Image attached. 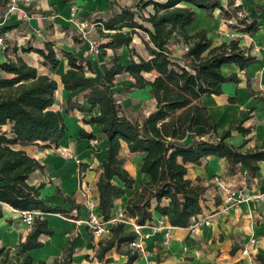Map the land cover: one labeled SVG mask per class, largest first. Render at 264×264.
<instances>
[{
	"label": "trees",
	"instance_id": "1",
	"mask_svg": "<svg viewBox=\"0 0 264 264\" xmlns=\"http://www.w3.org/2000/svg\"><path fill=\"white\" fill-rule=\"evenodd\" d=\"M235 1L225 0L223 4L222 0H137L133 6L116 8H112L115 3L110 2V13L95 15L91 20L102 39L98 44L100 54L105 56L107 50L113 52L98 80L88 75L95 73L91 61L75 52L62 49L55 52L49 42L41 49L21 48L23 53L38 54L42 58L41 65L49 73L58 69L61 62L58 55L66 61L67 70L60 76L63 90L67 92L64 112L88 114L90 117L82 120L84 124L99 127L97 135L79 130L77 137L87 141L101 137L104 143V160L99 165L95 183L98 213L104 222L110 219L115 202L135 184L124 167L120 155L122 145L129 154L140 156L139 172L147 178L124 207L125 214L140 226L150 222L156 212L161 216L171 214L169 225L184 229L192 217L201 214L207 187L197 178L192 181L187 174L191 166H200L208 157L225 161L226 178L234 177L239 168H243L246 183L254 181L259 163H264V142L243 152L251 132L250 127L243 126L248 117L229 123L218 134L202 99L221 95L225 83L239 82L235 73L222 74L223 65L233 64L242 71L258 60L251 55L250 48L244 52L239 38L214 45L204 29L192 35L186 32L197 19V10L204 11L210 19L214 11L219 10L222 20L234 22L229 28L252 37L259 29L258 21L242 15L241 6ZM256 9L264 13L259 6ZM8 11L7 0H2L1 14L4 16ZM135 37L140 40L146 56L137 54L131 47ZM171 42L187 46V51L177 56L176 51L169 48ZM74 43L80 41L74 39ZM123 48L129 52L126 64L121 63L118 53ZM119 76H127L130 82L123 88L124 94L148 90L154 106L140 121H132L123 113L114 91ZM57 89L54 79L38 73L18 56L0 63V219L2 205L17 212L37 211L60 214L71 220L79 218L71 216V212L78 213L80 206L64 196L59 188L56 195L70 204V210L49 207L40 199L44 185H32L29 178L42 166L23 150L14 149L32 145L50 149L65 138L64 116L53 108ZM247 89L253 96L249 83ZM232 132L244 137L240 146L226 143ZM164 199L170 201L171 210L162 205ZM126 228L124 224H115L110 227L109 237L99 240L94 257L100 264H112V259L106 258L112 250L126 257L124 264L137 261L136 251L122 250L137 238L135 232ZM53 235L47 220L37 216L24 241L13 247H0V264H46L44 260L35 262L31 252L44 247L43 237ZM77 237L70 238L61 256L54 258L51 264L72 263ZM255 260L264 264V256L260 254Z\"/></svg>",
	"mask_w": 264,
	"mask_h": 264
},
{
	"label": "crops",
	"instance_id": "2",
	"mask_svg": "<svg viewBox=\"0 0 264 264\" xmlns=\"http://www.w3.org/2000/svg\"><path fill=\"white\" fill-rule=\"evenodd\" d=\"M110 1L106 0L104 4H101V8L97 12L88 11L82 21H91L95 15L110 13ZM222 2L225 4V0H222ZM72 3L73 0H29L27 7L23 4L18 5L19 9H23L27 13L25 18L19 11L5 13L4 16L0 12V37H6L7 43L13 47L11 50L0 53V63L6 61V59L14 60L18 56L29 66L36 68L37 64L41 65L42 58L34 52L23 53L21 48L41 49L45 42L52 43L55 52L62 49L80 55L82 51H85L87 48L85 45L74 43L76 37H70V30L74 29L68 19L70 16L69 8ZM235 4L241 6L242 15L258 21L259 29L252 37L229 28V24L234 22L222 20L219 10L214 11L211 19L206 18L204 11L197 10V19L186 28V32L188 35H192L197 30L204 29L207 31L208 37L212 38L214 45L228 42L230 38H239V46L244 49V52L247 53V49L250 48L251 55L258 60L257 63L251 64L242 71L233 64L223 65L221 67L222 74L229 76L231 73H235L239 82L225 83L222 85L221 95L202 99V103L208 109L210 119L216 124L218 134L229 123L244 120L246 116L248 117L243 126L245 128L250 127L251 132L247 136V144L242 149L244 152L264 142V13L256 9V6H259L264 10V0H236ZM116 6L120 5H112V8H116ZM52 10L60 11L59 15H52ZM209 22L210 25H208ZM2 29L5 31H2ZM216 34H222L224 37H216ZM77 39L82 42L81 38ZM135 40L139 41L136 37ZM176 44L171 42L169 48L176 51ZM131 47L135 49L137 54H140L132 44ZM122 50L128 52V49L123 48L118 53L121 54ZM111 53L113 57V52ZM140 55L146 56V53ZM58 57L61 59L56 74L58 79L52 78L49 75L52 73L48 74L47 69L41 65L46 70L42 74L49 75L54 79L58 84L57 91L59 90L66 97L67 92L63 90L60 76L67 70V63L60 55ZM247 83H249L250 89L254 93L253 96H250ZM142 91L148 93L147 89ZM95 113L93 112L92 115H95ZM95 127L98 131L99 127ZM2 129L5 130L6 127ZM81 129L75 127L74 134L68 135L71 138L73 151L74 144L94 142L79 140L77 133ZM243 141L244 137L241 134L232 132L226 143L237 147ZM122 147L125 148L126 155L134 159L137 171H139L140 156L129 154L125 145H122ZM14 149L23 150L42 166L41 170H36L31 174L29 183L44 185L40 190V199L47 206H61L66 210L71 209L69 203H65L61 196L56 195V188H59L64 196L72 199L75 205L80 206L79 212L73 210L71 216L75 212V216L78 215L80 218V215L84 213L82 217L85 218L87 197L91 192L94 196L93 209L98 213V195L95 183L100 169L98 165L91 166L89 150L85 152L74 151L75 154H79V163L82 161L79 165L74 160L64 161V159L54 155L44 157L51 148L42 149L37 145H32L27 147L15 146ZM85 155L86 160H83ZM82 164L85 166L83 167ZM187 177L192 181L197 178L201 184L207 187L201 214L192 217L187 228L171 227L172 237L166 246L160 244L161 234L151 236L148 229L144 228L138 237V241L142 243L146 254L139 255L137 261L132 264H258L255 256L257 254L264 256V163H259L256 177L249 184L246 183L243 168H239L234 177L226 178L225 161L215 157L206 158L200 166H191ZM216 177L224 184L230 185L235 192H242L247 199L234 207H229L228 204L223 202V193L214 181ZM146 180L147 178L140 174L139 182L135 181L134 187L126 189L125 195L115 202L110 217L115 215L118 208L124 210L126 201ZM162 205L168 206L171 210L169 200L164 199ZM2 213V219H0V247H13L20 241H24L30 229H27L17 220V211L9 206L2 205ZM170 215L161 216L154 212L152 220L147 222L146 225L156 224L160 220L165 225H169ZM40 217L47 220L48 226L53 230L54 235L43 237L44 247L31 252L35 262L40 260L46 262L49 258L60 257L63 248L67 246L70 240V238L68 239L69 234L74 230L77 233L75 237H78L73 246L75 253L71 264H100L94 257L100 239L90 236L83 225L77 226L68 223L69 221L76 223L79 218L74 217L75 220H71L60 214L49 213H40ZM205 221L209 224L205 225ZM5 224L8 229H6ZM252 239H255L254 244L249 243ZM244 247L248 249V257L242 255ZM35 253L37 254L34 255ZM106 258H111L112 264H124L126 262V257L117 254L115 250L109 252Z\"/></svg>",
	"mask_w": 264,
	"mask_h": 264
},
{
	"label": "rangeland",
	"instance_id": "3",
	"mask_svg": "<svg viewBox=\"0 0 264 264\" xmlns=\"http://www.w3.org/2000/svg\"><path fill=\"white\" fill-rule=\"evenodd\" d=\"M105 1L106 0H73V3L71 6H74L75 13H74V16L68 17L70 24H72L74 26L73 27L74 29L70 30V37H76V39L80 38L81 35H80V31H79V28L77 25L80 22H83L82 20L88 11L97 12V10H99L101 8V4H104ZM107 1L109 2V0H107ZM136 1L137 0H111L110 2H114L115 5H120V6H133ZM157 1H162V0H157ZM146 10H150V8H147ZM59 12L60 11H53L52 10L51 14L54 16H57V15H59ZM24 14L27 16L26 12H24ZM86 22H88L91 25H89V27H88V34H87L86 38L83 39L81 37L82 42H80V43L85 45L87 48L85 47L86 48L85 51H82L80 55L78 54V56H82V57L92 61L95 73H94V75L93 74H88V75L92 79L98 80L99 75L106 70V68H107L106 66L108 64L107 61L112 58V53L107 50L105 56H102L100 54V52L98 51V44H99V42H101L102 39L100 37H98L96 29H95L96 27L94 26V24H92L91 21H86ZM210 24L211 23L209 22L208 25H210ZM221 36H223V35L222 34H216V37H221ZM1 38L3 39L4 43L6 44V48H5L4 52H6V50L13 49V47H11V45H9V43H7L6 37H1ZM139 41L135 40V38H134V41L132 42V46H134L136 48L138 53L144 54L143 46H142L141 42L139 43ZM181 47H182V44H178V45L176 44V46H175L177 56H180L182 54ZM121 54H122L121 60H120L121 63H123V64L128 63V52L125 50H122ZM36 68H37L38 73H40V74L46 72V70L43 69L40 64H37ZM57 73H58V70L54 74L53 73L49 74V72H48V74L52 78H55V79H58V76L56 75ZM129 85H130V82L126 76L118 77L116 79V85L114 88V91L117 93L116 98L119 100L121 107H122V110H123V113L126 116H128L132 121H140L153 108L154 103L150 99V97L148 96V93L146 91H134L130 94H124L123 88L127 87ZM65 100H66V97L64 96V94L58 90L55 93V103H54L53 108L55 110L61 111V113L64 116V120L66 118L65 124H66V134L67 135L65 136L64 140H62L59 143V145L57 147H51V149L47 151V155L45 154L44 157H47L49 155H54V156L60 157L61 159H64V161L71 159V160H74V162H77L78 158H79L78 157L79 154H77V153L75 154L74 151L79 150L80 152H85L86 150H89V162H91V166L92 165H98L99 166L101 164V162H103L104 154H105L104 143H103L102 138L100 139V137H97L96 141L90 142V143L89 142L88 143H79L78 145L74 144V147H73L74 151L72 150V145H71V140H70L71 138L68 135L74 134L75 127H76V129L82 128L81 130H86V132H92L94 135H97L98 131H97L95 126L84 124V122L82 121L83 119L87 120L90 117V115H82L76 111L71 112L69 114H65L64 108H63ZM67 122L70 124V126L68 125ZM71 126H73V128ZM36 149H38V148H36ZM120 153L124 159L125 169L128 170V172L134 178L135 181L139 182L140 173H138L139 171H137L134 159H132L131 157L126 155L124 147L121 148ZM83 160H86V155L84 156ZM81 162L82 161H80L79 165L81 164ZM89 193L90 194L87 197V201H89L90 203H93L94 202V196H92L91 192H89ZM85 210H86V208H85ZM72 215L75 216L76 213L74 212V213H72ZM82 216H84V213H83V215L82 214L80 215V218L78 221H76V223L71 222L69 220H68L69 221L68 223L69 224L73 223V224H76L77 226L80 224L83 225L84 227H86L89 235L93 237L91 229L89 227H87L85 224V218L86 217L83 218ZM17 220H19V219H17ZM7 225H8V223H7ZM7 225L5 224L6 229H8ZM126 227L128 229V226H126ZM76 234H77L76 231L72 230V232L68 236V239L75 237ZM125 248H130V247L129 246H127V247L123 246L122 250H125ZM36 254L37 253H35L34 255H36ZM52 261H53V259L49 258L46 260V264H51Z\"/></svg>",
	"mask_w": 264,
	"mask_h": 264
},
{
	"label": "built area",
	"instance_id": "4",
	"mask_svg": "<svg viewBox=\"0 0 264 264\" xmlns=\"http://www.w3.org/2000/svg\"><path fill=\"white\" fill-rule=\"evenodd\" d=\"M29 0H7V4L9 5V11H19L22 16L25 18L26 15L24 14L25 11L23 9H19V4H23L27 6ZM70 16H74L75 8L74 6H71L69 8ZM88 22H80L77 26L80 31V38L83 39L86 38L88 34ZM6 48V44L4 43L3 39L0 37V53L4 52ZM182 53L187 51V46L182 45L181 47ZM76 164H79V161L76 162ZM215 183L218 185L220 190L223 193L224 199L223 202L228 204L229 207H234L241 202L245 201L247 197L242 192H235L230 185L224 184L223 181L219 180L217 177L214 179ZM85 195V194H84ZM93 203H90L89 201L86 204V218H85V224L87 227H89L92 231V235L94 238L98 239H106L110 235V227L115 224H124L125 226H128L129 231L135 232L137 234V238L129 244V247L136 251L138 256L146 254L145 249L143 248L142 243L138 241V237L141 235V232L144 228H147L149 231V234L152 236L154 234H161V242L160 244L162 246L168 245V243L171 240V226L165 225L162 220L157 222L156 224L152 225H143L140 226L135 223V220L129 218L123 209L118 208L115 212V215L113 217H110V219L106 222H104L94 209H93ZM18 213V219L19 221L27 228L30 229L33 225L34 219L40 215L37 211H22L17 212ZM205 225H208L209 223L207 221L204 222ZM147 236V235H146ZM255 239H252L249 241L250 244H254ZM242 255H245L248 257V249L247 247H244L242 250Z\"/></svg>",
	"mask_w": 264,
	"mask_h": 264
},
{
	"label": "bare ground",
	"instance_id": "5",
	"mask_svg": "<svg viewBox=\"0 0 264 264\" xmlns=\"http://www.w3.org/2000/svg\"><path fill=\"white\" fill-rule=\"evenodd\" d=\"M59 95V94H58ZM65 120H66V118H65ZM68 123V122H67ZM68 125L70 126V124L68 123ZM95 126V125H94ZM97 126V125H96ZM72 128H73V126H71ZM71 131V130H70Z\"/></svg>",
	"mask_w": 264,
	"mask_h": 264
}]
</instances>
